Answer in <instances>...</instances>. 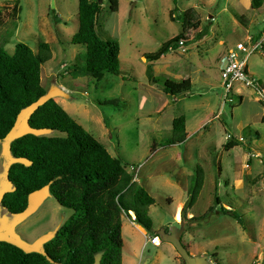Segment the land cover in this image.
Instances as JSON below:
<instances>
[{
	"label": "rangeland",
	"instance_id": "374dc122",
	"mask_svg": "<svg viewBox=\"0 0 264 264\" xmlns=\"http://www.w3.org/2000/svg\"><path fill=\"white\" fill-rule=\"evenodd\" d=\"M99 1L102 7L97 29L104 38L120 41L121 74L106 72L97 80L92 76L74 77L68 72V66L86 50L85 45L72 43L79 28V0H19L21 11L17 9L16 16L11 9L17 0H0V5L8 4L4 11L6 25L0 26V43L10 53L20 41L35 51L39 50L40 41L50 43L52 57L42 66L47 95L41 102L59 93L83 103L89 117H73L111 154L129 162V170L132 165L140 167L139 183H150L147 189L156 199V212H160L150 214L155 228L165 225L174 236L168 240L177 249L182 241L185 251L198 254L194 260L182 252L184 264H253L256 259L264 264V104L255 99L257 95L251 89H247L243 99L235 96L233 101L224 103L220 70L226 51L238 41L247 44L248 34H252L253 41L262 40L264 46V1L254 8L252 0H178L176 17L173 0H118L117 11L111 9L110 0ZM187 9L191 10V23L184 27L181 14ZM55 15L61 19L59 22ZM195 22L199 25L193 26ZM182 32L184 45L156 61L146 59V53ZM248 68L264 83V47L249 53ZM185 78L193 83L185 95L163 91L166 79ZM114 100L118 103H109ZM33 108L24 109L14 130L0 141V211L7 212L1 200L13 188L7 177L13 161L10 144L27 131ZM180 114L187 119V140L159 145L172 134L173 119ZM155 142L157 151L152 150ZM257 152L261 154L256 156ZM197 165L205 170L204 184L195 205L185 210V218L181 210L182 224L176 223L170 203L177 201L181 192L174 185L163 184V174L175 176L187 189L191 176L187 173L194 174ZM216 194L221 198L220 204L216 203ZM30 202L28 213L21 218L11 213L17 218L7 220V224L11 223L12 229L25 237V249L42 250L46 238L73 210L62 206L48 187L33 193ZM180 203L184 208L186 202ZM221 205L235 210L242 222L222 213ZM211 206L215 210L204 218L187 219L204 215ZM188 225L191 231L185 229ZM0 231V237H4L6 231ZM194 242L195 247L190 249L188 244ZM162 248L167 257L159 264H177L169 258L173 251L165 243L158 247L152 242L145 246L143 263L150 264L149 256ZM202 248L207 254H202ZM202 258L204 262H199Z\"/></svg>",
	"mask_w": 264,
	"mask_h": 264
},
{
	"label": "trees",
	"instance_id": "16d2710c",
	"mask_svg": "<svg viewBox=\"0 0 264 264\" xmlns=\"http://www.w3.org/2000/svg\"><path fill=\"white\" fill-rule=\"evenodd\" d=\"M110 1L111 9L117 11L118 0ZM263 1L252 0V6L260 7ZM173 2L172 11L176 17L179 16L176 15L178 0ZM101 7L99 0H79V28L72 36V43L83 44L86 50L68 66V72L74 77L92 76L101 80L106 72L122 73L120 41L104 38L97 29ZM14 12H17L16 7ZM190 15L189 9L182 12L184 27L191 23ZM54 17L58 22L61 20L58 15ZM2 23L0 11V25ZM198 25L199 22L193 24ZM181 38H184L183 32L163 42L157 50L146 53V59H160L171 50L170 47L178 48ZM51 57V45L43 40L39 42L38 51L20 41L13 53L0 43V141L14 130L21 112L34 107L28 118L27 131L11 141L13 161L7 169V177L13 188L3 194L1 202L9 212L21 218L28 213L29 205L32 206L30 196L48 187L57 201L73 212L54 234L46 238L42 250L29 251L14 241L0 239V264H123L125 214L130 216L134 211L135 220L154 236H159L161 231L167 233V230L155 228L150 207L156 199L144 185L135 181L137 166L132 165L133 169L129 171V162L111 154L106 145L54 97L41 102L47 95L42 82V66ZM192 87L190 78L166 79L162 89L177 96L185 95ZM109 103L115 104L118 100ZM49 130L58 132L48 133ZM171 130L172 134L159 145L187 140L184 114L174 117ZM229 144L232 145V140ZM157 148L155 142L152 150ZM204 180L205 170L197 165L187 188L184 218L185 210L197 202ZM215 198L220 204L221 198L217 194ZM214 210L215 206H211L204 215L188 219L200 220ZM221 210L242 222L235 210L224 205ZM178 247L189 254L182 241Z\"/></svg>",
	"mask_w": 264,
	"mask_h": 264
},
{
	"label": "crops",
	"instance_id": "0c3cea01",
	"mask_svg": "<svg viewBox=\"0 0 264 264\" xmlns=\"http://www.w3.org/2000/svg\"><path fill=\"white\" fill-rule=\"evenodd\" d=\"M17 3L18 4H16L15 7H16V9H18V11L19 10L21 11L19 0H17ZM7 6H8V4L0 5V11L2 12V18H3V23L0 26H5L6 25L5 24V20H4V13H5L4 11L6 10ZM11 11L16 16L17 12H14V8L13 7H12ZM249 36H252V34H248L246 36V38H248ZM242 91H243V93L242 94H238L237 97L242 96V99H243V97L247 95V92H246L247 89L242 88ZM251 93L256 94L253 90H251ZM66 95H68V94H66ZM52 96L60 104H62L64 106V108L72 116L75 115V116H78V117H89V115H88L89 110L87 111V109L85 107H83L85 105L83 103H79L78 101H75V99L73 97H71V96H68V97L67 96H62L59 93H55ZM255 99L258 100V97L255 96ZM259 102H261V101H259ZM261 116L262 117L264 116V108H263V112L261 113ZM99 120H101V119L99 118ZM188 136H189V134H188ZM157 150H158V148L155 151H157ZM259 154H261V153L257 152L256 156H258ZM182 168L183 167H181V169ZM179 169H177V170H179ZM131 170H132V167H131ZM131 170H129V171H131ZM139 171H140V167L138 166L137 170H136V176H135V181H137V182H140L139 181L140 180L139 179ZM187 174L192 175L193 173H187ZM163 175H165V178L162 180L163 184L174 185V187L178 188L180 190V192H181L180 193V197L177 199V201L174 200V202L170 203L171 204L170 212L173 215V217L175 218L176 223H181L182 224V220L181 219H177V215H178V211H179L180 217L182 216V211L181 210L184 209V208H183L182 203H180V202H184L185 203L187 201V199H188V191L185 188V186L180 182V180L178 178H176L175 176L172 177V176L168 175L167 173H164ZM148 184H150V183H147V182L145 183L144 182V186L146 188L148 187ZM168 198H173V197H172V195H168ZM155 204H153L150 207V214H151V212H154V211L156 212L157 206ZM174 206H176V207H174ZM174 211H175V213H174ZM0 213H1V217H2V219H0V230H5L6 231L5 236L4 237H0V239H6V240L14 241V242L22 245V242H23L22 238H25V237L22 236L20 231L19 232L18 231H14V229H12L13 225L11 223L7 224V220H12L14 218H17V216L16 215L13 216V214H11V212H9L8 210H7V212H4V211L1 210ZM157 214H160V212H158ZM191 217L192 216H190L188 218H191ZM135 219H136V214H135L134 211L130 212V216L128 214H125L123 216V230H122L123 240H124L123 264H144L143 263V257L145 256V246L148 243H150V242H152L154 245H156L158 247H162L164 245V243H165L166 246L168 247L167 249H170L171 251H173V254L171 256L169 255L170 256L169 258L174 259L177 264H182V259H183L182 252L179 249H177V246H175L172 241H170L171 239L168 240L169 237L170 238L174 237L172 232H170V231L167 232V233L158 232L159 236H154V235L150 234V232L147 230V228L144 225L138 223ZM189 224L192 225L193 223H189ZM163 226H165V225H163ZM163 226H161V227H163ZM157 229H159V228H157ZM185 229H188L189 231H191L192 227L188 225V226L185 227ZM169 230H172V229L170 228ZM0 233H1V231H0ZM50 235H52V234H50ZM193 236H194V234H192L191 239H193ZM155 238H159L160 242L159 243L154 242ZM195 244L196 243L194 242V243L188 244V245H191L190 249H193L195 247ZM198 250H200V249H198ZM201 250H203V251H201L202 254H204V255L207 254L206 253L207 251L205 250V248H202ZM189 254H190V257H192L194 260H195L194 257H197V255H198V254H196V252H193L191 250H189ZM166 257L167 256H166V254L164 252V248H162V249H158V251L156 252V254L154 256H149L148 260H149L150 264H159ZM203 259L204 258L199 259V262H204ZM197 262L198 261H195L192 264H196Z\"/></svg>",
	"mask_w": 264,
	"mask_h": 264
},
{
	"label": "built area",
	"instance_id": "2783aa9c",
	"mask_svg": "<svg viewBox=\"0 0 264 264\" xmlns=\"http://www.w3.org/2000/svg\"><path fill=\"white\" fill-rule=\"evenodd\" d=\"M247 40V44L244 41H238L221 58L220 70L224 87V103L233 101L235 96L243 93L242 88H245L253 90L258 100L264 104V83L254 77L248 68L249 53L262 49L264 46L262 40L253 41L252 36H249ZM185 42L186 39L181 38L179 45H184ZM170 48L171 50L175 49L173 46ZM244 53L247 55L243 56ZM228 137H232V135L229 134ZM239 139L244 140V137L240 136ZM253 264H263V260L256 259Z\"/></svg>",
	"mask_w": 264,
	"mask_h": 264
},
{
	"label": "bare ground",
	"instance_id": "6f19581e",
	"mask_svg": "<svg viewBox=\"0 0 264 264\" xmlns=\"http://www.w3.org/2000/svg\"><path fill=\"white\" fill-rule=\"evenodd\" d=\"M178 207V206H177ZM181 208V207H180ZM177 213V212H176ZM177 219H181L180 215H179V211H178V215H177ZM154 242L159 243L160 239L159 238H155Z\"/></svg>",
	"mask_w": 264,
	"mask_h": 264
}]
</instances>
